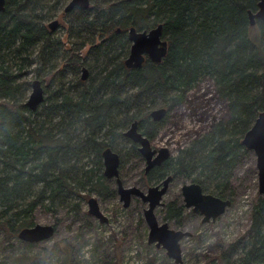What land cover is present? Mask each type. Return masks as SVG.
<instances>
[{
    "label": "trees",
    "instance_id": "obj_1",
    "mask_svg": "<svg viewBox=\"0 0 264 264\" xmlns=\"http://www.w3.org/2000/svg\"><path fill=\"white\" fill-rule=\"evenodd\" d=\"M63 1L5 0L0 12V230L12 236L34 225L38 207L80 213L88 195L114 193L103 176L102 151L123 156L128 145L140 157L137 145L123 136L127 127L137 121L140 133L153 139L164 119L153 122L150 111L162 107L168 115L205 78L227 102L228 119L142 173L148 185L170 175L229 197L232 175L248 153L241 140L264 111V24L255 21V42L248 18L258 0H89L88 9L63 14L68 39L81 45L76 50L47 29ZM158 24L167 42L165 57L128 69V30ZM25 62L57 77L55 89L34 111L23 100L29 83L19 84L12 67ZM85 65L88 76L81 81L78 72ZM69 75L76 90L66 86ZM180 214L181 208L166 206L168 219ZM248 233L237 264L264 263V193L252 208ZM213 259L222 264L221 256Z\"/></svg>",
    "mask_w": 264,
    "mask_h": 264
},
{
    "label": "rangeland",
    "instance_id": "obj_2",
    "mask_svg": "<svg viewBox=\"0 0 264 264\" xmlns=\"http://www.w3.org/2000/svg\"><path fill=\"white\" fill-rule=\"evenodd\" d=\"M69 1L64 0L61 9L46 24L56 19L59 27L53 31L54 37L76 50L81 45L74 41V37L68 39L67 21L62 14ZM250 35L253 41H259L257 29L253 26ZM87 51L88 46H85L79 51L80 56L84 58ZM32 58L34 61L35 55ZM12 67L15 74H19V84L29 83L23 92L24 102L30 95L34 79L41 81L43 103L57 85V77L48 73V68L40 72L37 63L27 65L25 62L22 67L21 64ZM83 67L88 70L86 65ZM66 83L71 90H76L74 76L69 75ZM228 115L227 102L218 96L213 81L205 78L188 91L185 102L163 118L159 133L150 140L151 148L165 147L169 157L174 158L199 135L207 133L218 122H225ZM125 146L123 156L119 154L122 159L120 179L125 187L135 186L145 192L151 186L145 183L142 173L146 163L134 151H128V145ZM255 160L254 153L248 150L230 180L231 205L224 214L208 223H202L201 216L185 207L180 223L173 219L164 220L168 204H174L176 208L183 205L181 187L190 180L178 177L170 183L162 198L164 205L155 210V215L160 223L167 222L170 228L191 234L180 241L182 264H205L208 260L218 264L219 259H213L216 256H221L222 264H237L244 250L243 244L250 237L252 208L261 195ZM111 187L114 189L112 184ZM89 198L96 199L100 212L107 219L106 223H99L98 219L88 214ZM146 207L134 197L130 206L124 208L115 192L106 197L94 193L88 195L80 213L71 208H61L53 213L38 207L32 217L33 224L55 226L54 235L48 240L27 244L17 235L7 236L0 230V264H175L164 249L147 243L149 228L143 218ZM220 244L222 246L218 247Z\"/></svg>",
    "mask_w": 264,
    "mask_h": 264
},
{
    "label": "water",
    "instance_id": "obj_3",
    "mask_svg": "<svg viewBox=\"0 0 264 264\" xmlns=\"http://www.w3.org/2000/svg\"><path fill=\"white\" fill-rule=\"evenodd\" d=\"M5 0H0V12L4 10ZM90 5L89 0H70L65 12L73 10L75 7L85 10ZM257 11H248L249 23L251 26L255 24L258 19L264 24V0H258ZM58 26V21L54 20L49 23L48 28L55 30ZM127 37L130 42L128 56L125 59V66L128 69L139 68L144 63L145 59H149L153 63H160L167 53V42L162 38V25L158 24L156 27L148 31H136L130 28L127 32ZM82 80L87 78V70H82ZM31 92L24 102V105L30 110L34 111L44 101L43 88L39 80L31 82ZM166 116L165 108H156L150 111V118L154 122L161 121ZM124 135L132 142L139 145L138 151L144 158L146 163V171L154 165L161 164L169 157L168 149L163 147L158 150L152 149L150 140L142 135L138 129V122L131 123ZM242 145L246 150H250L255 155V168L258 177V191L259 194L264 193V111L258 113L254 123L250 129L244 134ZM104 176L108 179H116L117 193L120 201L126 208L129 206L131 197L139 198L147 207L143 211V217L148 231V243H156V246L162 247L166 250L167 256L174 260L176 264H182L181 251L179 241L190 233L170 229L167 223L159 224L154 210L161 206L162 196L165 194L170 178H166L161 186L149 187L146 192H142L136 187L125 188L119 179L118 166L119 156L111 149H105L102 153ZM182 195L186 207H192L195 213L201 214L202 221L207 222L210 218L215 220L221 215L224 210L230 206L229 200H223L212 194H203L201 188L197 184L185 185L182 187ZM88 214L97 218L99 222L105 223L107 219L99 210L96 199L89 198L87 200ZM54 235V227L51 225L35 224L32 227L21 229L17 237L27 243H37L50 239ZM264 264V263H260Z\"/></svg>",
    "mask_w": 264,
    "mask_h": 264
},
{
    "label": "flooded vegetation",
    "instance_id": "obj_4",
    "mask_svg": "<svg viewBox=\"0 0 264 264\" xmlns=\"http://www.w3.org/2000/svg\"><path fill=\"white\" fill-rule=\"evenodd\" d=\"M65 7H66V6H65ZM65 7H64V8H65ZM69 12H71V11H69ZM69 12H65L64 9H63L62 14L66 15V14H68ZM54 20H56V19H54ZM54 20H52V21H54ZM52 21H50L49 23H51ZM56 21H57V20H56ZM49 23L47 24V29H48L49 32H53V31H55V30L59 27V22H58V26H57V28H56L55 30L52 31V30H50V29L48 28ZM149 30H150V29H149ZM147 31H148V30H147ZM129 48H130V47H129ZM128 53H129V52H128ZM84 68L86 69V67H82V68H81V75H80V77H79L81 81H85V80L87 79V78H86L85 80H82V75H83L82 70H83ZM86 70H87V69H86ZM87 76H88V70H87ZM34 80H37V79H34ZM40 83H41V81H40ZM41 85H42V84H41ZM42 88H43V87H42ZM153 122H154V121H153ZM132 123H133V122H132ZM130 125H131V124H130ZM130 125H129V126H130ZM129 126L127 127V129L129 128ZM127 129H126V130H127ZM126 130H125V131H126ZM125 131H124V133H125ZM124 133H123V136H124L125 138H127V137L124 135ZM127 139H128V138H127ZM129 141L132 142L130 139H129ZM132 143L135 144V145H137V147L139 148V145H138V144H136V143H134V142H132ZM150 144H151V142H150ZM138 148H137V153H139ZM105 149H108V148H105ZM105 149H104V150H105ZM109 149H111V148H109ZM152 149H153V148H152ZM104 150H103V151H104ZM111 150H112V149H111ZM157 150H158V149H157ZM103 151H102V153H103ZM112 151H114V150H112ZM114 152H115V151H114ZM102 153H101L102 166H103V167H102V171H104V165H103ZM115 153H117V152H115ZM117 154H118V153H117ZM139 155L141 156L140 153H139ZM118 156H119V154H118ZM141 157H142V156H141ZM142 159L144 160L143 157H142ZM168 159H169V157H168ZM144 161H145V160H144ZM163 162H164V161H163ZM163 162H162V163H163ZM162 163H161V164H162ZM161 164L154 165V166H152L150 169H148L147 171H146V169H145V168H146V164H145V167H144V173L146 174L147 172H149L150 170H152L153 168H155V167H157V166H160ZM119 167H120V157H119L118 173H119ZM103 176H104V173H103ZM104 178L110 182V185H111V184L113 185L114 189H113V188H112V189L114 190L115 193H117V183H116V179H114V178H113V179H108V178H106L105 176H104ZM166 178H170V181H169V183H168V187H169L170 183H171L175 178H178V177L173 178L172 176L169 175V176L165 177L163 180H161L160 182H158V183H156V184H154V185H151L150 187H153V186H161L162 182H163ZM119 179H120V176H119ZM183 179H184V178H183ZM120 180H121V179H120ZM187 180H188V179H187ZM121 182H122V180H121ZM189 182H190V183H187V184L182 185V187L185 186V185L197 184V185L200 186L201 191H202L203 194H211V193H209V192H205V191L202 189V186H201L199 183H196V182L191 181V180H190ZM122 185L124 186L123 182H122ZM124 187H125V186H124ZM133 187H135V186H133ZM168 187H167V190H168ZM182 187H181V194H182ZM125 188H130V187H125ZM136 188H138V187H136ZM148 188H149V187H148ZM148 188H147V189H148ZM138 189H139V188H138ZM147 189H146V191H147ZM140 190H141V189H140ZM167 190H166V192H167ZM141 191H142V190H141ZM146 191H145V192H146ZM142 192H144V191H142ZM166 192H165V193H166ZM117 194H118V193H117ZM164 195H165V194H164ZM164 195H163V196H164ZM212 195H214V194H212ZM163 196H162V198H163ZM214 196H216V195H214ZM216 197H218V196H216ZM229 197H230V196H229ZM229 197H225V198H221V197H219V198H221V199H223V200H229V201H230V205H231V199H230ZM132 198H134V197H131V201H132ZM136 198H137V197H136ZM182 199L184 200L183 195H182ZM119 200H120V199H119ZM131 201H130V203H131ZM141 202H142V201H141ZM142 203H143V202H142ZM161 203H162V205L156 207L155 210H156L157 208H159V207H163L164 204H163V202H162V199H161ZM143 204H144V203H143ZM122 205H123V203H122ZM129 206H130V204H129ZM129 206H128V207H129ZM123 207H124V206H123ZM175 207H176V206H175ZM184 207H185V208H188V207L185 206V203H184V201H183V205L178 207V209L181 208V214H180L177 218L173 219V220H176V221H177V224L181 222V218H182V210H184ZM124 208H125V207H124ZM126 208H127V207H126ZM227 208H228V207H227ZM188 209H191L192 212L195 213V212L193 211V208H192V207H189ZM155 210H154V215H155ZM225 210H226V209H225ZM225 210H224V212H225ZM143 211H144V210H143ZM224 212H223L222 214H224ZM195 214L201 216V222H202V223H208V222L214 221V220H212V219L210 218L207 222H203L202 219H203L204 216H202V215L199 214V213H195ZM222 214H221V215H222ZM221 215H219L218 217H220ZM155 217H156V215H155ZM218 217H216L215 219H217ZM143 218H144V217H143ZM96 219H97V218H96ZM156 219H157V217H156ZM164 220H168L167 215H165ZM98 221H99V220H98ZM144 221H145V220H144ZM157 221H158V219H157ZM99 223H101V222H99ZM105 223H106V222H105ZM158 223H159V224H162V223H167V222H162V223H160V222L158 221ZM167 224H168V223H167ZM34 225H35V224H34ZM32 226H33V225H32ZM32 226H30V227H32ZM168 226H169V225H168ZM53 227H54V226H53ZM26 228H28V227H26ZM169 228H170V227H169ZM170 229H172V228H170ZM173 230H175V229H173ZM177 230H178V231H184V230H181V229H177ZM148 231H149V230H148ZM184 232H187V231H184ZM54 233H55V230H54ZM188 233H189V232H188ZM17 234H18V233H17ZM190 235H191V234H189V236H190ZM189 236H186V237H189ZM184 238H185V237H184ZM181 240H182V239H181ZM181 240H180V241H181ZM180 241H179V247H180V251H181ZM22 242H24V241H22ZM41 242H42V241H41ZM24 243H27V242H24ZM37 243H38V242H37ZM147 243H148V241H147ZM27 244H34V243H27ZM148 244H150V243H148ZM152 244H153L156 248H162V249H164V248L162 247V245H160L159 247H157V246H156V243H152ZM152 244H150V245H152ZM164 250H165V249H164ZM165 251H166V250H165ZM166 255H167V253H166ZM181 256H182V251H181ZM167 257H168V256H167ZM168 258H169V257H168ZM173 261H174V260H173ZM175 264H176V263H175Z\"/></svg>",
    "mask_w": 264,
    "mask_h": 264
}]
</instances>
